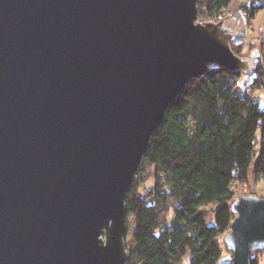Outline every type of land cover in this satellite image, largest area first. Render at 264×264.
Segmentation results:
<instances>
[{
	"label": "water",
	"instance_id": "95a60500",
	"mask_svg": "<svg viewBox=\"0 0 264 264\" xmlns=\"http://www.w3.org/2000/svg\"><path fill=\"white\" fill-rule=\"evenodd\" d=\"M201 0H0V264H131L125 203L170 105L237 55L242 9ZM231 264L264 251V198L240 197Z\"/></svg>",
	"mask_w": 264,
	"mask_h": 264
},
{
	"label": "trees",
	"instance_id": "16d2710c",
	"mask_svg": "<svg viewBox=\"0 0 264 264\" xmlns=\"http://www.w3.org/2000/svg\"><path fill=\"white\" fill-rule=\"evenodd\" d=\"M232 2L201 0L199 14L209 17ZM255 2L253 17L264 7ZM238 8L248 16L246 6ZM231 46L236 54L258 48L238 39ZM241 77L212 66L166 111L142 162L154 168L156 180L145 196L134 180L125 200L128 217L134 219L131 264H183L188 252L190 264H219L224 252V264H231L233 255L223 239L234 218L232 186L248 183L253 174L257 180L264 177V107L255 100L264 87V67L260 63L239 90ZM209 207L212 223L207 221ZM260 252L252 254L251 264H260Z\"/></svg>",
	"mask_w": 264,
	"mask_h": 264
},
{
	"label": "rangeland",
	"instance_id": "374dc122",
	"mask_svg": "<svg viewBox=\"0 0 264 264\" xmlns=\"http://www.w3.org/2000/svg\"><path fill=\"white\" fill-rule=\"evenodd\" d=\"M250 1H252V0H233L232 4L230 6L232 9H234L237 6H239L241 4L248 3ZM262 2H264V0H256L255 3L257 5H259ZM237 9H241V8H237ZM254 23H255V26L257 28L264 27V7L259 8L258 11L256 12L255 17H254ZM255 37H256V35L248 33L247 35L240 37L238 39V42H246V43L256 42ZM256 50H258V48ZM247 52H249V49H247V47H245L243 50H241V52L239 51L237 55H239L241 57H248L251 54V52L248 54H247ZM251 80H252V75H242V77L240 78V81H239L238 89L241 90V89L245 88ZM261 106L264 107V104L261 103ZM142 167H143V169H142ZM251 170H252L251 172L253 173L254 165L251 166ZM250 176L251 177H250V180L248 183L239 184V187L236 190V193L234 195L235 199L240 198V197H250V196H258V197L264 198V196H263V194H264V177L262 176V177H260L259 180H257V178L254 176V174L250 175ZM134 180L139 182V185H140L139 192L141 193L142 196H145L147 194L148 190L153 186V184L156 180L154 168L152 166L146 164V163L141 164V167H140L138 173L136 174ZM208 209H209L208 210L209 212L207 215V221H208V223H212L213 222L212 218H213L214 213L212 212L211 207H209ZM128 227H129V230H128V234H127V238H126L127 248L132 243V233H133V227H134V219L130 216L128 217ZM263 254H264V251H261L258 254V259H259L260 264H261L260 255H263ZM227 255L228 254L226 252H224L223 257L221 258L219 264L226 263ZM190 259H191V253L188 252L185 255V257L182 259L183 264H190Z\"/></svg>",
	"mask_w": 264,
	"mask_h": 264
},
{
	"label": "built area",
	"instance_id": "2783aa9c",
	"mask_svg": "<svg viewBox=\"0 0 264 264\" xmlns=\"http://www.w3.org/2000/svg\"><path fill=\"white\" fill-rule=\"evenodd\" d=\"M242 6H246L249 9L248 16L246 17L247 21V31L250 34L256 35L255 40L256 44L258 46L259 54H260V60L259 63L262 64L264 67V27L257 28L254 23V17L251 15L250 10L252 7V1L241 4ZM239 5V6H241ZM239 6L235 7L234 9L230 7L222 8L219 12L216 14H213L209 17H202L199 15V23L200 24H206V23H218L230 14H232ZM264 98V87L261 89L260 94L255 98L256 101L261 102ZM239 185H236L234 190L236 193V190L238 189ZM252 194V193H251Z\"/></svg>",
	"mask_w": 264,
	"mask_h": 264
},
{
	"label": "crops",
	"instance_id": "0c3cea01",
	"mask_svg": "<svg viewBox=\"0 0 264 264\" xmlns=\"http://www.w3.org/2000/svg\"><path fill=\"white\" fill-rule=\"evenodd\" d=\"M263 99H262L263 102L261 101V103L264 104V100ZM263 196H264V194H263ZM260 262H261V264H264V254L263 255H260Z\"/></svg>",
	"mask_w": 264,
	"mask_h": 264
},
{
	"label": "bare ground",
	"instance_id": "6f19581e",
	"mask_svg": "<svg viewBox=\"0 0 264 264\" xmlns=\"http://www.w3.org/2000/svg\"><path fill=\"white\" fill-rule=\"evenodd\" d=\"M200 7V6H199ZM230 7V6H229ZM199 15L200 14H198V20H199ZM203 18H204V16H202ZM213 24H215V23H213ZM236 185H239V183H235V184H233V186H232V188H233V191H234V195H235V190H234V188H235V186ZM234 199H235V196H234Z\"/></svg>",
	"mask_w": 264,
	"mask_h": 264
}]
</instances>
